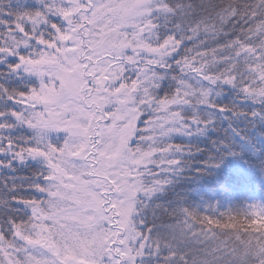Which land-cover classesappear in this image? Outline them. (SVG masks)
<instances>
[{
  "label": "snow or ice",
  "instance_id": "6c2138e0",
  "mask_svg": "<svg viewBox=\"0 0 264 264\" xmlns=\"http://www.w3.org/2000/svg\"><path fill=\"white\" fill-rule=\"evenodd\" d=\"M217 114L264 121V0H0V264H264V201L159 199Z\"/></svg>",
  "mask_w": 264,
  "mask_h": 264
},
{
  "label": "trees",
  "instance_id": "16d2710c",
  "mask_svg": "<svg viewBox=\"0 0 264 264\" xmlns=\"http://www.w3.org/2000/svg\"><path fill=\"white\" fill-rule=\"evenodd\" d=\"M194 2L199 3V0ZM235 2L239 3V0ZM216 23L217 28L224 27L219 21ZM215 100L218 104L237 105L248 112L259 107L250 101H240L237 94L229 90L215 97ZM217 116L218 130L208 129L205 135L191 138L175 137L177 143H192L202 151L192 155L190 165L180 175L173 176V183L165 193L159 195V199L175 201L176 197L181 196L186 203L198 206L202 212L209 204L225 212L247 204L250 198L264 201V121L247 116L232 120L219 118L220 114ZM233 129L236 131L233 132ZM226 133L234 139L237 154L225 157L219 168L202 164V161L216 155L212 141L222 139ZM201 168L203 171L198 172L197 169Z\"/></svg>",
  "mask_w": 264,
  "mask_h": 264
},
{
  "label": "rangeland",
  "instance_id": "374dc122",
  "mask_svg": "<svg viewBox=\"0 0 264 264\" xmlns=\"http://www.w3.org/2000/svg\"><path fill=\"white\" fill-rule=\"evenodd\" d=\"M147 5H143V6H141V7H146ZM144 15H146V13H144ZM141 17H139V16H132V17H129V19H140ZM106 47H109V49H110V51H112L113 52V54L115 55V54H117L118 52H119V41H118V39L112 44V45H105ZM252 202H256V203H259V202H261V200H255V199H253V198H250L249 199V201H248V203H252ZM99 214H97V216H98ZM102 222V221H101Z\"/></svg>",
  "mask_w": 264,
  "mask_h": 264
}]
</instances>
